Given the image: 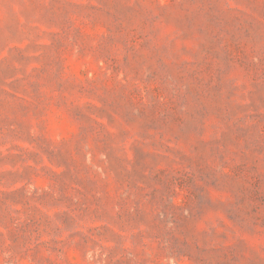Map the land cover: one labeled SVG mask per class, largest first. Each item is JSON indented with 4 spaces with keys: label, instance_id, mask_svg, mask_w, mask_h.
I'll return each instance as SVG.
<instances>
[{
    "label": "rangeland",
    "instance_id": "1",
    "mask_svg": "<svg viewBox=\"0 0 264 264\" xmlns=\"http://www.w3.org/2000/svg\"><path fill=\"white\" fill-rule=\"evenodd\" d=\"M0 264H264V0H0Z\"/></svg>",
    "mask_w": 264,
    "mask_h": 264
}]
</instances>
